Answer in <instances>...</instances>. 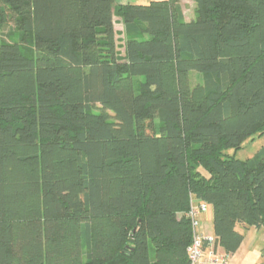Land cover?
I'll list each match as a JSON object with an SVG mask.
<instances>
[{"label": "trees", "instance_id": "trees-1", "mask_svg": "<svg viewBox=\"0 0 264 264\" xmlns=\"http://www.w3.org/2000/svg\"><path fill=\"white\" fill-rule=\"evenodd\" d=\"M192 1L0 0V264H188L192 199L225 254L264 227V146L226 152L264 134V0Z\"/></svg>", "mask_w": 264, "mask_h": 264}, {"label": "crops", "instance_id": "crops-1", "mask_svg": "<svg viewBox=\"0 0 264 264\" xmlns=\"http://www.w3.org/2000/svg\"><path fill=\"white\" fill-rule=\"evenodd\" d=\"M149 1L151 0H116L117 3H148ZM179 3L185 19H190L193 16V10L189 15H186L182 0H179ZM113 26L117 38V49L122 53L124 26L118 16L113 17ZM197 231L205 235L213 234L211 209L199 214ZM218 249L221 250L219 247ZM231 260L236 264H264V227L248 228L238 249L231 255Z\"/></svg>", "mask_w": 264, "mask_h": 264}, {"label": "built area", "instance_id": "built-area-1", "mask_svg": "<svg viewBox=\"0 0 264 264\" xmlns=\"http://www.w3.org/2000/svg\"><path fill=\"white\" fill-rule=\"evenodd\" d=\"M210 209L211 206L204 201L192 199L190 202L186 215L191 221L193 239L188 247V264H236L231 260V255L218 249L213 235H205L197 231L199 214Z\"/></svg>", "mask_w": 264, "mask_h": 264}, {"label": "rangeland", "instance_id": "rangeland-1", "mask_svg": "<svg viewBox=\"0 0 264 264\" xmlns=\"http://www.w3.org/2000/svg\"><path fill=\"white\" fill-rule=\"evenodd\" d=\"M182 5L186 15H189L193 10L192 0H182ZM121 52V51H119ZM202 76L201 73L195 70L189 72V80L191 85H194L197 82H201ZM264 146V134H254L250 137H247L243 140L241 148L237 150L228 149L226 152L228 154H233L238 159H247L251 158ZM203 173L204 170L200 169Z\"/></svg>", "mask_w": 264, "mask_h": 264}]
</instances>
